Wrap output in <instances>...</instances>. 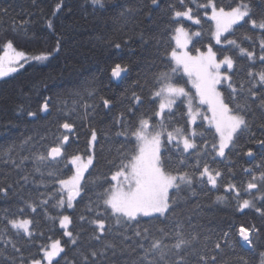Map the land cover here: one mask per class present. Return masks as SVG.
Here are the masks:
<instances>
[{"label": "snow or ice", "instance_id": "1", "mask_svg": "<svg viewBox=\"0 0 264 264\" xmlns=\"http://www.w3.org/2000/svg\"><path fill=\"white\" fill-rule=\"evenodd\" d=\"M89 2L94 9L108 4V0ZM65 7L64 0L55 4L46 19L48 29L54 31V18ZM115 7L120 8L123 30L138 17L150 18L160 0H128ZM201 9L212 22L214 44L209 43L206 51L197 48L193 55L188 46L202 33L191 32L185 22L200 25ZM164 11L168 16L164 32L174 46L167 44L163 67L145 77L143 84L138 78L122 96L124 108L114 125L115 136L124 139L106 160L107 172L92 173L97 159L95 127L89 126L86 152H68L70 136L76 135L69 121L72 113L81 106L86 115L101 104L109 111L114 106L111 97L98 95L94 82L71 93V105L65 98L62 106H56L60 115L52 143L47 136L36 142L28 137L19 146L0 150V164L10 165L9 172L0 175V199L18 201L15 210L0 209V264H116L112 258L117 254L132 257L126 264H264V0L260 5L255 0L230 4L169 0ZM7 13L0 9V16ZM28 24L13 20L12 28L27 32ZM244 25L249 29L237 37ZM139 38L144 44L156 39L159 49L156 37L141 32ZM127 43L109 41V46L119 54ZM61 46L58 38L52 53L29 58L11 40L5 42L0 78L17 72L29 59L49 60ZM240 61L244 63L238 68ZM130 71L129 63L115 62L110 76L122 80ZM53 107L52 96H46L39 111L51 115ZM27 116L38 118L30 110ZM25 146L27 154H22ZM257 155L258 163L243 168L248 177L243 188L231 181L221 184L224 172L213 165L232 156L256 160ZM227 170L234 177L233 168ZM12 172L19 175L9 181ZM29 183L36 186V195L25 197L22 191ZM210 192L217 193L216 202L236 201L237 212L254 210L260 224H230L228 230L217 232L193 223L192 212H184L182 206ZM38 209L51 222L48 232L58 225L61 237L46 236ZM142 218L157 224L142 226Z\"/></svg>", "mask_w": 264, "mask_h": 264}, {"label": "trees", "instance_id": "2", "mask_svg": "<svg viewBox=\"0 0 264 264\" xmlns=\"http://www.w3.org/2000/svg\"><path fill=\"white\" fill-rule=\"evenodd\" d=\"M58 2L59 0H0V9L8 10L7 15L0 16V53L3 50V44L11 40L17 50L25 52L31 58L52 53L57 46V39L62 40L60 52L50 56L49 60L37 62L29 59L23 68L0 79V150L8 148L10 145L19 146L28 137H33V142H36L40 140V137L47 136V142L52 143L53 135L57 132V116L60 115L56 106H62L65 98L71 105L70 94L82 89L87 83L94 82L95 87L99 90L98 95L111 97L115 102L114 106L109 111L104 109L101 104L95 112L88 109L87 115L82 106L78 107L69 118V121L75 125L76 135L70 136L73 143L68 148V152L70 154L77 151L86 152L90 138L89 126L95 127L98 133V141L95 144L97 159L96 167L92 169V173L95 175L99 172H107L106 160L112 159L124 139L115 136L118 129L114 125L115 118L124 108L121 103L122 96L138 78L143 84L145 77H150L153 72L163 67L161 61L165 58L162 54L168 43L173 46V41H170L169 35L164 32L168 21L164 10L167 8L169 0H160V7L155 9L150 18L138 17L135 23H130L123 30H121V21L119 20L120 8L115 5H125L128 0H108L105 9H94L89 0H64L66 7L54 18L53 31L47 28L46 19L51 17L52 10ZM217 3L230 4L232 0H217ZM255 3L260 5V0H255ZM200 18V25H193L191 21L185 22V26L189 27L191 32L200 31L202 33L200 37L193 38V43L188 49L191 53H196L197 48L204 51L209 43L214 44L210 32L212 22L207 19L202 9ZM13 20L17 24L22 20L29 21L27 32L14 31ZM249 27V25H244L239 29L236 33L237 37L247 31ZM141 32L146 37L159 39V49H157L156 39H150L147 44L142 43L139 38ZM125 40L128 43L120 50L119 54L109 46V41L123 43ZM218 47L216 46V48ZM120 61L129 63L131 71L122 80L114 82L110 76L111 67L115 62ZM153 61H155L154 64ZM243 63L240 61L237 67L239 68ZM186 80L187 78L184 77L183 82ZM187 88L191 89L189 84ZM46 96L53 98L54 107L51 115H45L39 111ZM180 108H184V105L181 104ZM29 110L36 112L38 118L28 117ZM240 142L244 143L245 141L241 138ZM39 146L38 144L37 147ZM27 151L28 146H25L22 154H27ZM259 159V155L256 160H249L243 156H232L230 161L213 165V167H218L224 172L221 184L231 181L243 188L248 179L243 168L253 167L259 162ZM25 167L30 168L31 164L26 162ZM228 167L233 168L234 177L228 173ZM9 170L10 165L0 164V175L9 172ZM18 175L19 173L12 172L7 178L9 181H13L17 179ZM35 178L38 180L39 176L37 175ZM35 189V185L26 184L22 195L25 197L30 194L35 196ZM39 191H44V189L40 188ZM220 192H223V188ZM216 195V192H210L207 196L201 193L189 200L187 205H183L182 210L192 212L193 223L202 224L205 230L214 229L221 232L228 230L230 224L234 227H238L241 223L260 224V217L254 210L245 209L243 213L237 212L236 201L216 202ZM86 202L87 197L83 203ZM83 203L78 207L77 215L83 207ZM17 204L18 201L15 197L0 199V209L13 207ZM197 204H199L198 208ZM13 210H15L14 207ZM38 213L37 219L40 221L41 227L44 228L46 236L61 237L62 231L58 229V225L56 231L49 233L48 228L51 227V222L45 220L39 209ZM155 224H157L156 221H149L148 218L141 220L142 226ZM76 227H79L78 223ZM241 251L247 252V250ZM112 259L116 264H126V261H130L132 257L127 254H117Z\"/></svg>", "mask_w": 264, "mask_h": 264}, {"label": "rangeland", "instance_id": "3", "mask_svg": "<svg viewBox=\"0 0 264 264\" xmlns=\"http://www.w3.org/2000/svg\"><path fill=\"white\" fill-rule=\"evenodd\" d=\"M210 9H209V14H210ZM194 38V37H193ZM191 44V43H190ZM190 44H189V46H190ZM173 46H174V41H173ZM189 46H188V49H189ZM207 50V49H206ZM206 50H204V51H206ZM3 51V50H2ZM0 54H2V52L0 53ZM193 55H195V53H192ZM189 86H190V88H191V85L189 84ZM192 92H194V89H190Z\"/></svg>", "mask_w": 264, "mask_h": 264}, {"label": "water", "instance_id": "4", "mask_svg": "<svg viewBox=\"0 0 264 264\" xmlns=\"http://www.w3.org/2000/svg\"><path fill=\"white\" fill-rule=\"evenodd\" d=\"M1 79V78H0ZM112 79V78H111ZM114 82H118L119 80H114V79H112Z\"/></svg>", "mask_w": 264, "mask_h": 264}]
</instances>
